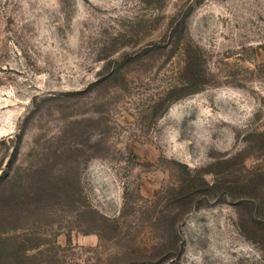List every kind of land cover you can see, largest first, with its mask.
Returning <instances> with one entry per match:
<instances>
[{
  "label": "rangeland",
  "instance_id": "1",
  "mask_svg": "<svg viewBox=\"0 0 264 264\" xmlns=\"http://www.w3.org/2000/svg\"><path fill=\"white\" fill-rule=\"evenodd\" d=\"M0 264H264V0H0Z\"/></svg>",
  "mask_w": 264,
  "mask_h": 264
}]
</instances>
